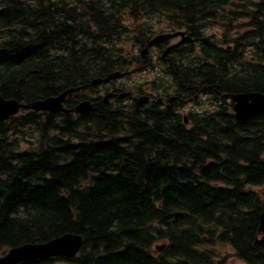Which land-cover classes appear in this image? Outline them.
<instances>
[{
    "label": "trees",
    "instance_id": "trees-1",
    "mask_svg": "<svg viewBox=\"0 0 264 264\" xmlns=\"http://www.w3.org/2000/svg\"><path fill=\"white\" fill-rule=\"evenodd\" d=\"M160 25L190 34L171 59L176 94L213 96L188 124L181 100L21 110L0 124V249L84 238L74 259L19 264H264V114L238 120L230 101L264 94V0H0V96L94 90L129 72L132 46Z\"/></svg>",
    "mask_w": 264,
    "mask_h": 264
},
{
    "label": "water",
    "instance_id": "water-1",
    "mask_svg": "<svg viewBox=\"0 0 264 264\" xmlns=\"http://www.w3.org/2000/svg\"><path fill=\"white\" fill-rule=\"evenodd\" d=\"M177 35L183 36V33L175 34H165L159 35L153 38L149 42V46H152L158 42L171 39ZM181 45V42L175 46L178 47ZM168 49L166 52H168ZM147 49L143 51L145 53ZM123 74L120 72H115L110 74L104 80L94 79L92 81L93 85H100L103 82L112 81L114 79H119ZM73 90H68L63 94L57 96H51L44 101H33L29 104H21L15 100L5 99L0 96V123L4 122L8 118L15 116L20 109H31L34 112H51L56 113H69L70 110H67L63 106L66 97L69 93H72ZM129 96V93H123L120 95V98ZM108 96L104 98L107 101ZM233 99V112L235 117L238 120H246L256 115L264 114V94L259 92H250V93H241L234 94ZM149 97L142 96L138 99L137 105L142 106L147 104ZM93 108V104L89 101H83L75 107V111L79 114L85 115L89 113ZM187 123V119H185ZM264 198V191L262 192ZM259 231L261 234H264V199L262 203V213L260 215V225ZM84 244V238L78 234H64L59 237H56L48 242L41 244H24L16 246L8 250V252L0 257V264H19L21 262L33 261L38 259H48L55 256H64L68 259H73L78 255L79 250ZM164 246H157L156 251L163 250Z\"/></svg>",
    "mask_w": 264,
    "mask_h": 264
},
{
    "label": "flooded vegetation",
    "instance_id": "flooded-vegetation-1",
    "mask_svg": "<svg viewBox=\"0 0 264 264\" xmlns=\"http://www.w3.org/2000/svg\"><path fill=\"white\" fill-rule=\"evenodd\" d=\"M179 40V38H178ZM190 34L186 31V36H185V40L183 42V44L181 45V47L177 48V49H173L171 50L168 55L164 56L163 52L165 51V49L171 45H173L175 42L169 41L167 43H162L159 45H155L154 47H151L149 49V52L147 54H145L144 58L147 60V63H145L144 67L145 70L148 69H157L160 68L159 70H161V73L163 74L162 77H160L159 79H164L167 83H169L172 87V89L174 90L173 92V97L171 95H169L168 97H166L165 95H161L157 98L159 104L161 105V107L166 108V107H174L175 103L178 102L179 100H181L183 102V104L185 103L186 99H182L180 96H178L177 93V86L175 85L174 81H172V77L170 76L171 73H173V71L171 70V59H175L176 57L180 56L182 51V47L185 45L186 42H190ZM134 50H137V52L140 55L141 49L140 48H135ZM136 52V51H135ZM174 56H176L174 58ZM173 57V58H172ZM138 69H143V66L138 65L136 63L133 64L131 70H138ZM126 76L123 78L125 79ZM123 91V88H121L120 86H115L113 84H106L102 87H98V89H96L95 93L97 95L96 102L97 103H110L109 105L112 104H119L121 102V104L127 105V104H135V99L136 97H139L141 95H146V93L139 91L136 86L132 85L130 87V90H126V91H130L131 95L127 97L126 100H122L118 97V95ZM90 90L88 89H83V91H80L79 94H74V100H78L79 96H85L87 97L89 94ZM108 96L107 101L104 100V97ZM149 97H151L152 95H148ZM94 98V99H95ZM118 99V100H116ZM151 99V98H150ZM191 102V99L189 100ZM105 105V104H104ZM76 104H74L73 107H75ZM182 108V106L180 107V109Z\"/></svg>",
    "mask_w": 264,
    "mask_h": 264
},
{
    "label": "rangeland",
    "instance_id": "rangeland-1",
    "mask_svg": "<svg viewBox=\"0 0 264 264\" xmlns=\"http://www.w3.org/2000/svg\"><path fill=\"white\" fill-rule=\"evenodd\" d=\"M163 25L160 26H156L154 28L157 29L156 32H159L160 28H162ZM210 34H214L217 33L218 35H220V33L216 30H210L209 31ZM128 48H131V43L127 44ZM132 52H135V50L132 48ZM134 56H138V52L133 53ZM160 68L157 69H148L145 71H133L131 72V74L125 78L122 79L120 82H122V84L127 83L130 85H142V90L146 93H151L154 96H159L161 94V91L159 90L161 88L162 85L166 84V81L164 79H159L160 77H162V73L161 70H159ZM118 87V86H117ZM98 89V88H97ZM174 90L170 89L168 92V95H173ZM201 98L199 100H197L196 102L193 101H188L185 103L184 107H182L179 110V113L181 114V116H189L190 114H202L205 111L208 110V108H210L211 106V102L213 99V96L211 95H207V96H200ZM262 192V190H261ZM218 251L221 252L223 255L224 254H230L232 253L231 250L229 248H224V247H219ZM4 255V250L0 249V256ZM227 264H244L242 261L234 258V257H230L228 259Z\"/></svg>",
    "mask_w": 264,
    "mask_h": 264
},
{
    "label": "bare ground",
    "instance_id": "bare-ground-1",
    "mask_svg": "<svg viewBox=\"0 0 264 264\" xmlns=\"http://www.w3.org/2000/svg\"><path fill=\"white\" fill-rule=\"evenodd\" d=\"M208 34H210V32L208 33ZM210 35H213V34H210ZM214 37H217V36H215V35H213ZM220 40H222V39H220ZM212 51V50H211ZM112 74V73H111ZM110 75V74H109ZM108 75V76H109ZM122 79H114V80H112V81H110V82H107L106 84H113V85H115V86H122V82H120ZM127 83H123V85H126ZM68 91V90H67ZM67 91H64V92H67ZM64 92H62L61 94H63ZM238 94H241V93H238ZM168 95V94H167ZM168 97V96H167ZM47 98H49V97H47ZM47 98H44V99H41V101H44L45 99H47ZM11 100H14V99H11ZM116 100H118V99H116ZM15 101H17V100H15ZM37 101H39V100H37ZM18 102V101H17ZM19 103H21V102H19ZM92 104H93V107H94V105L95 104H98L97 102H91ZM21 104H25L26 105V103H21ZM63 104H64V102H63ZM103 104H105V105H109V104H111V102L110 103H104L103 102ZM182 107H184V106H182ZM21 110H25V109H20L19 111H21ZM179 110H180V108H179ZM178 110V111H179ZM73 111H75V108H74V110ZM45 112V111H44ZM45 113H49V114H53V113H51V112H45ZM19 114V112L15 115V116H17ZM69 114H72V112H69ZM15 116H12V117H10V118H8L7 120H9V119H11V118H13V117H15ZM254 117V116H253ZM184 123L185 124H188V123H186L185 121H184ZM259 233H260V231H259ZM67 234H72V233H67ZM261 234V233H260ZM261 235H264V234H261ZM160 246H164V248H163V250L165 249V245H163V244H159ZM11 249V248H10ZM10 249H8V250H10ZM8 250H6V251H4V255L8 252ZM163 250H161V251H156V252H158V253H160V252H162ZM78 256V255H77ZM76 256V257H77ZM59 257H62V258H66V257H64V256H55L54 258H59ZM38 260H42V259H38ZM33 261H36V260H33ZM31 262V261H30Z\"/></svg>",
    "mask_w": 264,
    "mask_h": 264
}]
</instances>
